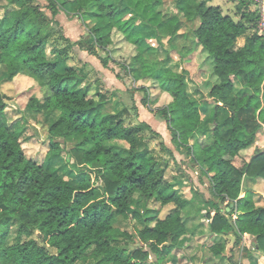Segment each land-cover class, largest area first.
<instances>
[{"label": "clouds", "instance_id": "obj_1", "mask_svg": "<svg viewBox=\"0 0 264 264\" xmlns=\"http://www.w3.org/2000/svg\"><path fill=\"white\" fill-rule=\"evenodd\" d=\"M0 264H264V0H0Z\"/></svg>", "mask_w": 264, "mask_h": 264}]
</instances>
